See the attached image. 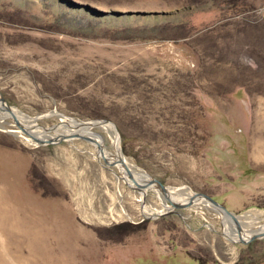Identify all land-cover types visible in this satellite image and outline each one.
Segmentation results:
<instances>
[{
	"label": "rangeland",
	"instance_id": "1",
	"mask_svg": "<svg viewBox=\"0 0 264 264\" xmlns=\"http://www.w3.org/2000/svg\"><path fill=\"white\" fill-rule=\"evenodd\" d=\"M0 97V264H264L118 160L262 230L264 0H0Z\"/></svg>",
	"mask_w": 264,
	"mask_h": 264
},
{
	"label": "bare ground",
	"instance_id": "2",
	"mask_svg": "<svg viewBox=\"0 0 264 264\" xmlns=\"http://www.w3.org/2000/svg\"><path fill=\"white\" fill-rule=\"evenodd\" d=\"M0 105H1V107L6 111V112H10L11 110H10V107L9 106H7L6 104H5V102H0ZM11 114V113H10ZM23 119H25L26 120V118H23ZM11 120L15 123L17 120H16V117L15 116H13V114H11ZM30 122H33L34 123V121L33 120H29ZM18 122V121H17ZM72 122V124H74V125H70L72 128H79V129H81V130H85V129H87V127H93V126H97V128H101V129H103V130H105L106 132H110L109 134H113L114 133V131H113V126L111 125V124H107V123H110V122H108V121H104V122H102V123H104V124H101L100 122L99 123H92V124H82V125H78V124H76V122L75 121H71ZM19 123V122H18ZM16 124V123H15ZM21 126H22V128H23V132H25V134L24 135H26L28 138L30 137L31 139H33V138H36V139H40V140H44V139H42L41 137H39V136H36L32 131V129L31 128H29V127H27V126H25V125H22L21 123H19ZM112 126V127H111ZM20 131V130H19ZM23 132H21V133H23ZM88 132H90V129L88 128V131H87V133ZM113 132V133H112ZM27 133V134H26ZM91 134H92V132H90ZM86 134V133H85ZM64 138V137H67V138H71V136H69V134H66V135H62V136H58L57 138ZM56 138V139H57ZM86 138H88V139H90L91 141H96V139H97V136H95L94 138L95 139H92L91 137H86ZM114 138H115V141H116V143H117V135H116V132H115V135H114ZM34 140V139H33ZM52 141H53V139H51ZM89 140V142H91ZM46 141V140H45ZM100 148V147H99ZM103 151V150H102ZM116 152L117 153H119V151H118V148H117V144H116ZM102 153H104V152H102ZM105 154V153H104ZM101 155H103V154H101ZM118 155V154H117ZM104 156V155H103ZM105 156H112V154H105ZM114 156V155H113ZM119 157H120V159H119ZM101 158H102V156H101ZM118 160H119V162L121 163V166L124 168V170H125V167H127V169H129V167H128V165H127V163L126 162H124V159L120 156V155H118ZM107 163H111V162H109V160H107ZM108 164V165H109ZM112 164V163H111ZM122 168V169H123ZM130 171V173H131V170H129ZM125 173H126V170H125ZM126 175H127V173H126ZM124 176V175H123ZM128 176V175H127ZM136 176H138V175H136ZM128 178H129V180H131L132 182L131 183H133V184H135V182L136 183H139V184H141V183H147L149 180H144L143 178H142V180L141 179H139V180H135V174L133 175L132 173H131V177H129L128 176ZM137 178V177H136ZM144 178H146V177H144ZM130 185V184H129ZM132 186H135V185H132ZM152 187V188H158V189H160L159 188V186H158V184L156 183V182H153V183H150V184H148V185H146L145 187H143V188H147V187ZM154 186V187H153ZM140 189V188H139ZM142 189V188H141ZM161 190V189H160ZM162 191V190H161ZM163 193V195L165 196V198L167 199V200H169L170 202H169V204L173 207V205L171 204L172 202H176L175 201V198H173V196L170 194V192H168V189L165 187V190L164 191H162ZM168 192V193H167ZM162 196V195H161ZM163 197V196H162ZM196 198H201V199H203L202 197H200V196H193V201H192V203L191 204H193V202H196V201H200V199H196ZM196 200V201H195ZM204 201H205V203H208V204H210L208 201H206L205 199H203ZM190 204V205H191ZM170 208V207H169ZM168 208V209H169ZM213 208H215V209H218V212L221 214V216L223 217V218H227V219H231L232 221H233V219L229 216V215H227L223 210H221V209H219V208H216V206L215 207H213ZM226 214V215H225ZM224 220H226V219H224ZM226 223V225H227V233L228 232H230V231H232L233 230V228H232V225H230V223L228 222V221H226L225 222ZM240 223V222H239ZM242 227V226H241ZM232 228V229H231ZM260 229H262V230H260V231H263L264 230V227H262V228H260ZM255 233V232H254ZM232 235V234H231ZM241 236H242V238L244 239V240H246L247 241V239H248V236H246L245 235V233H241Z\"/></svg>",
	"mask_w": 264,
	"mask_h": 264
},
{
	"label": "water",
	"instance_id": "3",
	"mask_svg": "<svg viewBox=\"0 0 264 264\" xmlns=\"http://www.w3.org/2000/svg\"><path fill=\"white\" fill-rule=\"evenodd\" d=\"M0 102H4L3 99H2L1 97H0ZM15 123H16V125L18 126L20 132H23V128H22V126H21L17 121H16ZM23 133H25V132H23ZM26 134H27V133H26ZM69 136H81V135L75 133V134H72V135H69ZM81 137H82V136H81ZM60 138H61V137H60ZM82 138H86V137H82ZM33 139H34V141H36V142H38V143H40V144H45V140H40V139H36V138H33ZM86 139H87V140H90V139H88V138H86ZM90 141H91V140H90ZM119 159H120V157H119ZM125 170H126L127 175H128L129 177H131V173H130L129 169H127V167H125ZM153 182H156V183L158 184L159 188H160L162 191L165 190V187L163 186V184L160 183L158 180H156V179H154V178H151L147 183H141V184H139V183H136V182H135V189H136V190H139V188H143V187H145L146 185H148V184H150V183H153ZM193 196H200V197H202L203 199H205L206 201H208L210 204H212V205H214V206H216V207H219V208L222 209L227 215H229V216L233 219V222H234V225H235V228H236V233H237V235H238V238H239L238 240H239V241H241V242H247V241H249V240H251V239H254V238H256V237L264 236V230H263V231L255 232V233L251 234L250 236H248L247 241L244 240V239L242 238V236H241V233H244V232H243V229H242L240 223L237 221L236 216H234L232 213H230L229 211H227L224 207H222L221 205H219L215 200H213L211 197H209V196L206 195V194H203V193H194V194H193L192 196H190V197L187 199V201L184 202V203L172 202L171 204L173 205V207H182V206H185V205H189V204H191L192 201H193ZM168 202H170V201L168 200Z\"/></svg>",
	"mask_w": 264,
	"mask_h": 264
}]
</instances>
